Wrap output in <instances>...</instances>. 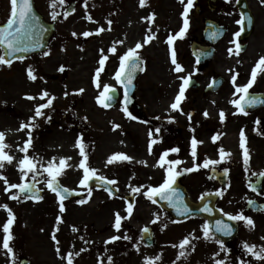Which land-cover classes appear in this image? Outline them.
Instances as JSON below:
<instances>
[{"label": "flooded vegetation", "instance_id": "af4514ba", "mask_svg": "<svg viewBox=\"0 0 264 264\" xmlns=\"http://www.w3.org/2000/svg\"><path fill=\"white\" fill-rule=\"evenodd\" d=\"M67 2L69 3V8L66 11L70 12L71 17H75L65 28L67 30L69 28L78 30L79 27H90L93 33L90 36L93 38L90 63L94 65L91 69V74H95V70L99 67L100 50L103 49L108 59L105 61L104 71L101 72L104 75L102 79L110 78L112 84L108 85L111 87L117 88L118 86L114 75L119 69V56L124 54L129 48H134L137 42L141 41L140 43L143 44L145 37L151 34L148 31L150 26L152 33H155V39L137 50L144 62L145 71L148 63L153 62L145 56L146 51L153 53L158 51L165 52V55L157 61L163 63L166 56L167 65L171 68L172 77L168 82H164L165 84L162 83L164 87L161 89L165 88L166 93L155 99V101L163 103L160 108V114L153 113L150 107L151 103L147 105L142 99L145 97L144 94L142 95V92H144L143 86L140 85V77L142 75L137 78L135 95L131 96L127 103L129 112L137 119H131L122 111L124 98L122 90H120L119 102L114 108L101 107V112L118 113L115 125H120V127L113 130V132L116 133L117 141L123 149L131 147L132 150L126 155L132 157L140 149L146 155L148 154L153 165L156 164L155 168L139 174L134 170H131L132 174H129V171L121 172L116 167L109 172L107 176L109 180H116L118 183H128L132 178L133 182H138L139 177L144 178L146 176L145 178H148L150 175L159 177V180L164 179L165 169L171 166L167 161L171 160L182 161L181 164L172 166L177 172L182 169L192 168L194 161L190 155V142L193 136L198 141L203 142L197 146L196 164L202 163L206 158L205 153L202 151L205 144L208 148L211 147L215 154L212 160H220L219 149L221 147L225 153H231L230 156H225L224 160L214 167H201L192 172L182 173L176 179V183L185 188L190 200L194 203L203 200L201 198H193L194 195L212 193L214 204L220 216L213 218L194 217L178 221L167 214L171 218L169 219L170 221L159 220L157 223H151L149 228L152 229L151 234L155 244L153 242L151 247H147L143 242L144 247L150 251L156 250L155 255L161 254L162 259L160 261L163 264H172L176 260L179 249L173 248L171 245L178 244L189 234H194L201 237L193 241L196 245L195 251H191L187 260L182 258L177 261V264H214L210 257L219 250V246L214 242L203 239L201 228L205 222L214 226L215 220L221 219L234 227L232 236H220V239L224 241L225 246L229 249L228 261H230V264H238V258L248 261V264H264V261H256L252 256L244 255L242 250L243 242L264 245V240H261V237L264 236V210H254L247 204V200L250 199L256 202L257 207L264 205V178L259 177V173L264 172V104L246 108L245 111L248 112V115H243L238 113L237 109L230 103L232 99H239L241 95L233 96L235 88L231 83V76L234 73H238L237 85H245L250 79L251 70L256 62L260 56H264V5L260 3V0H238V2L237 0H231V2H228V0H194L188 17L190 26L184 38H178L172 46L176 51L178 63L184 68L183 72L177 73L173 71L174 65L171 63V50L166 40L169 33L175 35L183 26L181 14L185 5L181 4L180 0L168 1V8L172 9L174 4L177 3L180 11L172 14L167 12V15H164L161 9V13L164 16L163 20H160L161 13L158 0H146L144 7H140L139 0H88V7L86 12L83 11V14L77 13V11L79 8L84 7V0H67ZM186 2L187 0H185V4ZM64 12L65 10H62L57 19L53 21L54 28L67 20L68 17L64 18ZM153 13L155 14V19L153 21L145 19L146 23L143 24L144 19L142 18H147ZM86 15H91L92 21L87 20L85 18ZM42 17L44 18L43 15ZM242 17H251V23L246 21L243 25L237 24V21ZM109 19L113 21L110 31L107 24ZM131 21L132 24H130ZM100 27L105 28V31L97 35L96 30ZM241 28H243L241 36L238 38L234 37V33L240 31ZM220 29H223L222 34H220ZM212 33H217L216 38H211ZM58 34L56 47H58L59 43L68 40L64 33L58 32ZM80 38L81 40L89 39L84 36ZM121 40L124 41L121 44L122 49L119 48V45H115L117 48L115 54L108 51L116 41ZM234 40L241 46L239 55L235 54L236 46L235 43H232ZM49 44L45 52L50 51ZM229 48L233 49L232 55L228 52ZM34 57L37 58L39 56L31 58ZM46 64H49L50 67L52 61L48 59ZM189 73L192 74V83L186 88V99L182 101L180 110H172L170 105L174 102V98L182 84L178 77ZM100 81L102 82V80ZM209 85H212V87H209ZM249 92L264 98V73L258 75ZM155 106L154 104L153 107ZM49 109L42 111L48 112ZM221 110H223L226 117L223 123L219 116ZM205 111L208 112L207 117L204 116ZM188 113H192L191 121L188 119ZM233 113L237 114L234 115ZM49 116L51 117L50 120L47 119ZM257 120L260 121L259 124L256 123ZM55 121L54 116L45 113L44 116L39 117L38 121L35 122L39 127H41V124L47 126L44 129V133L47 135L42 139L48 137L62 140L68 137L66 133L69 134L70 131L64 132V124L61 125L59 131L55 132L53 128ZM157 128L160 129L159 133L155 131ZM242 129L246 137L245 147L248 149L250 156L247 172L245 171L243 150L240 147V132ZM150 131L152 133L151 137L149 136ZM56 134H62V136H56ZM217 134L218 139L213 142L212 137ZM152 140H156V143L152 145L150 154L149 144ZM226 143L230 144V146L225 145ZM173 147H178L179 152L170 153L165 158L164 166H158L161 154ZM125 153L123 151L121 154ZM115 165L123 166L125 169L127 166H131V169L136 167L132 161L118 160L115 161ZM224 169H228L227 174H224ZM78 173H83V171ZM253 173L257 175H253ZM118 174L122 175V177H119ZM215 175L220 176L222 184L214 179ZM74 177L73 187L78 189V183L82 179L83 174L75 175ZM258 180L259 183L257 184ZM64 182L66 186L72 184L71 180H64ZM250 183L257 184L260 194L250 189ZM217 191H220L221 195H215ZM134 197L137 203L139 196L134 195ZM83 199H85L84 196ZM106 208L109 209L108 206ZM79 209L78 206L77 210L80 211ZM221 209L223 213L230 214H237L243 211L245 216L253 219L254 227L246 226L243 221H229L220 211ZM173 221L176 222L174 223ZM165 224H167L166 228L164 227ZM217 235L219 236V234ZM157 241H159L158 245ZM224 255L225 253L221 252L219 258H223Z\"/></svg>", "mask_w": 264, "mask_h": 264}, {"label": "rangeland", "instance_id": "374dc122", "mask_svg": "<svg viewBox=\"0 0 264 264\" xmlns=\"http://www.w3.org/2000/svg\"><path fill=\"white\" fill-rule=\"evenodd\" d=\"M168 1L170 0H158L160 13L161 9L164 15H167V12L172 14L180 11L177 3L174 4L172 9L168 8ZM35 5L44 18L53 23L49 0H35ZM68 6L69 3L66 0L65 6H57L55 10L60 13L62 10L66 11L69 8ZM9 8V0H0V22L6 21ZM83 11L86 12L85 7L79 8L77 13L83 14ZM162 13L160 20L164 18ZM74 17L69 14L63 24L56 26L57 32L54 36L55 40L49 46V55L44 56L42 54L37 58L15 61L11 67L0 65V131L5 132V143L11 145V149H6V151L14 157L11 164L5 162V168L3 169V174L7 177L9 183L28 182L31 176L29 174V177L22 181L17 168L18 160L24 156V153L18 151V146L23 147L24 142L28 139L27 128L22 131H17V129L20 128L21 122H29V118L35 114L37 105L46 103L47 98L44 100L39 99V95L43 90L48 91L50 96L56 97L48 112H44L56 119L53 124L55 132L59 131L61 125L64 124V132L69 130L70 133H66L68 137L62 140L48 137L42 139L47 135L44 133L47 126L41 124V127H34L32 129L33 144L29 148L28 155L30 157H41L45 166L53 158H56L54 163L58 166L59 158L71 157V160L66 161L71 167H66L64 173L58 177L63 185H66L64 180H71L72 184L67 187L73 190L74 176L83 174L78 173L82 171L79 168V163L83 157L79 155V148L75 147L77 138L81 135L88 156L87 164L90 168L97 170L96 175L98 176L106 178L109 172L116 167L121 172L129 171V174H132L131 170L139 174L155 168L156 164L153 165L148 154L146 155L140 149L137 150L136 155H132L131 161L136 166L134 169H131V166H127L125 169L123 166L115 165V161L112 164L106 163L113 154L123 153V151L127 154L132 149L130 146L128 149H123L117 141L116 133L113 132L118 113L101 112L102 106L97 103V97L103 91V85H111L112 80L110 78L103 80L104 75L101 74L100 80L102 82L99 80L101 87H96L94 83L95 74H91L94 65L90 63L93 38L90 36L86 40L80 38L83 36V32H91V29L90 27H79L78 30H75V28L67 30L65 27ZM145 23L144 19L143 24ZM130 24H132V21ZM58 32L64 33L68 40L59 43L56 47ZM73 32L77 35L73 36ZM115 45H119V48L122 49L121 44L115 43ZM0 54H3L1 50ZM163 55H165V52L153 53L146 51L145 56L153 62L148 63L145 73L140 77V85L144 89L142 95H145L142 99L147 105L151 103V110L155 114H160V108L163 106L161 101H155V99L166 93L165 88L161 89L164 87L162 83L168 82L172 77L171 68L168 67L165 59L166 56L163 63L157 61ZM48 59L52 61L50 67L49 64H46ZM28 65L34 68V74L37 76L35 81H31L27 77L26 69ZM62 65L65 67L64 72L59 71ZM40 77H43V79H40ZM81 88L84 89V92L78 93ZM65 92L68 93L67 96L64 95ZM27 95L37 98L28 100L25 98ZM154 104L155 107H153ZM38 118L34 123L38 121ZM106 120L108 121L106 122ZM56 136H62V134H56ZM225 145L230 146L228 143ZM202 151L205 153L206 158L212 159L215 156L211 147L208 148L206 144ZM37 167L39 168L40 165L38 164ZM118 176L122 177L120 174ZM145 177H139L138 182H133L132 178L128 183L117 182L113 187L119 189L120 194L118 197L106 195L96 188L92 189V196L88 198L87 191L82 188L80 190L86 192L85 199H87V203L80 205L76 201H64L66 209L64 213L59 212L58 198L47 189L46 184L41 186V189L45 191L42 200L31 201L21 198L18 202L9 199V195L17 190L12 189L11 192L5 193L4 181L0 180V205L8 204L15 215V221L11 226L13 239L10 241V246L13 248L15 255V264H19L20 260L24 258H27L30 264H66V254L69 251L78 252L81 248H85L87 251L82 252L79 256H74L73 264H100L98 257L103 264H107L108 256L113 258V264H145V258L155 257L156 250L150 251L143 246L141 230L145 226L150 227L151 221L155 219L156 215L160 216V221H170L169 219H171L162 209L143 195L148 186H158L163 182V179L159 180V177L152 175L148 178ZM39 178L46 179L47 174L45 173L44 176ZM131 187H141V192L131 193ZM128 195L139 196V198L131 217L122 221L121 230L117 232L113 227L115 213L119 212L121 216H127L125 211L127 204L124 198ZM201 196L202 194H196L193 198L199 199ZM78 206L80 211L77 210ZM57 216L62 218V223H59V225H57ZM7 219V212L0 208V264H13L12 259L2 246L4 237L2 226ZM57 226L59 231L56 232V236L60 241L59 247L61 256L65 257L64 259L57 255L55 242L51 239ZM73 226L78 229L77 232L72 231ZM125 232L132 237L131 241L121 239L112 243H105L114 235L122 237ZM80 237L90 241V243L85 244ZM133 244H138L140 250L137 251ZM158 244L159 241H157ZM93 247L100 249L99 252L91 257H81ZM109 247L118 248V250L109 249L107 251ZM120 247L121 249H119ZM156 264H163V262L158 261Z\"/></svg>", "mask_w": 264, "mask_h": 264}, {"label": "snow or ice", "instance_id": "6c2138e0", "mask_svg": "<svg viewBox=\"0 0 264 264\" xmlns=\"http://www.w3.org/2000/svg\"><path fill=\"white\" fill-rule=\"evenodd\" d=\"M228 2H231V0H228ZM238 2V0H237ZM66 0H49V8L52 9L50 15L51 19L55 21L57 17L60 15L55 9L57 6H65ZM181 4H184V9L181 14L183 19V26L179 30V32L175 33V35L169 33L167 36L166 43L169 45L171 50V63L174 65L173 71L179 73L183 72L184 68L183 66L178 63L177 61V55L175 49L172 47L175 40L183 39L189 26V12L190 9L193 6L194 0H187L185 4V0H180ZM260 3L264 5V0H260ZM10 8H9V15L6 19V21L2 22V26H0V50L3 51V54H0V65H7L8 67H11L13 58L18 59L20 61H23L26 59V56L24 54L34 51L37 48L43 47V44L40 42V39L38 36H42L44 32L47 31L45 26L40 22V17L35 13L34 11V2L33 0H9ZM146 4V0H139L140 7H144ZM84 7L87 9L88 7V0H84ZM74 10V9H73ZM70 14L69 11H65L63 13L64 18L66 19L68 15ZM85 18L89 21H92L91 15H86ZM142 19H148L149 21H153L155 19V14H151L147 18ZM251 23V17H242L240 20L237 21V24L243 25L245 22ZM94 22V21H93ZM113 21L111 19L107 20V24L109 26L108 30H111V25ZM105 28L100 27L96 30V34L99 35L100 33L104 32ZM150 35H147L143 41V44L140 42H137L134 46V48H129L124 54L119 56V69L115 72L114 79L123 86L124 89V98H123V107L122 111L131 119L135 120L137 117L133 116L127 107V103L130 99L129 97V88L132 86V81L135 78V74L137 71H144L143 67V60L140 57V54L137 50L141 49L144 45L151 42L153 39H155V33H152L151 26L148 29ZM220 34H222L223 29H220ZM243 28H241L240 31H237L234 33V37H240L242 34ZM73 36H76L77 33L73 32ZM82 35L87 38L91 35H93L92 32L85 31L82 33ZM217 33H212L211 38H216ZM124 41H116L115 43L123 44ZM115 43L112 47L108 49L109 52L115 54L117 52V48L115 47ZM232 43H235L236 46V55H239L240 51V44L236 43L235 40L232 41ZM101 58L99 59V67L96 69L95 77H94V83L96 84V87H101L99 83V77L101 72L104 71L105 61L108 59V56L104 54V50L101 49ZM228 52L230 55L233 54V49L229 48ZM203 54V53H202ZM44 56L49 55V52H44ZM239 63V61H238ZM60 72L65 71V67L62 65L59 68ZM232 71V70H230ZM27 77L31 81H35L37 79V76L34 74V68L31 65L27 66L26 69ZM264 73V56H260L258 61L256 62L255 66L251 70L250 79L248 82L243 85H237V77L238 73H234L231 76V83L233 87L235 88V92L233 93V96L235 97L237 94H241L239 96V99H232L230 103L237 109L238 113L243 115H248V112L245 111L246 108H253L258 106L259 104H264V98L257 96L255 94H252L249 92V89H251L254 85V83L257 80V77L259 74ZM40 79H43V77H40ZM178 79L182 81V84L179 87L178 94L174 98V102L170 105V108L172 110H180V105L185 97L186 88L192 83V74L189 73L185 76H179ZM209 87H212V85H209ZM84 89H79L78 93H83ZM116 89L111 87L110 85L104 84L103 85V91L100 93V95L97 97V103L104 107L108 108L111 106V104L117 99L116 95ZM65 96L68 95L67 92L64 93ZM28 100H34L37 97H34L32 95H27L25 97ZM47 98L46 103H41L35 107V114L33 117L29 118V122H21L20 128L17 129V131H22L25 128L28 129L27 136L28 139L24 142L23 147L18 146V151L24 153L23 158L18 160L17 168L21 174V180L24 181L26 177H29V174H31L28 182H21V183H9L6 176L3 174V169L5 168V162L8 164H11L14 160V157L6 151V149L10 150L11 145L5 143V132L0 131V180L4 181L5 193L11 192L12 189H16L17 191L15 193H12L9 195V199L20 201L21 198L27 200L32 199L34 201H40L43 199L41 195H39L40 189L37 188L38 183H45L46 187L55 193V195L58 198L59 203V212L64 213L65 212V205L64 200L71 195L79 194L76 193V191L69 190L68 188L62 186L59 182L58 177H60L64 173V169L66 167H71V165H68L66 161L71 160V157L67 158H59V165H55L54 161L56 158H53L52 161H49L47 163V166H45L43 159L41 157L32 156L30 157L28 155V151L30 146L33 144V138H32V129L34 127H37L34 123L36 118L42 117L45 115V113L42 111L43 109L50 108L53 104V101L56 99L55 96H50L48 91L43 90L41 94L39 95L40 100H44ZM182 111V110H181ZM234 115L237 113H233ZM188 119L191 121L192 113H188ZM204 116H208V112H204ZM220 120L223 123L225 121V113L223 110L219 113ZM48 120L51 119V117H47ZM86 119V118H85ZM159 119V117H157ZM171 122V121H170ZM257 124L260 123L259 120L256 121ZM120 125L113 126V130L116 128H119ZM157 133H159L160 129L157 128L155 130ZM194 131V130H193ZM152 133L149 132V136L151 137ZM218 139V134L213 135L212 140L213 142H216ZM240 147L243 150V157H244V165H245V171H248V165L250 156L248 153V149L245 147V133L242 129L240 132ZM83 137L78 136L75 147L79 148V155L83 157V159L79 163V168L83 169V177L79 181L78 186H83V188L87 191V197L90 198L92 196V188L89 187V181L92 179H95L99 182H101L105 186V190L109 192V195L111 196L112 190L107 187V185H116V180H105L103 176H97L96 175V169H92L88 166V156L85 151V145L83 144ZM156 143V140H152L149 144V153L151 154L152 145ZM191 150L190 155L193 157V167L182 169L180 172H177L174 170L175 165H179L182 163L180 160H171L167 161L170 167L165 169V177L163 179V182L158 186H148L147 190L143 192V195L151 201L153 204L157 203V200L155 197H159V200L164 201L167 203L169 208H172L176 211L178 215L184 216L189 215L191 213V209L188 207V205L184 202L182 193L179 191L178 188H174L173 185L176 183L177 176L181 175L182 173H188L192 172L194 170H198L199 168H209L210 166H216L218 163L224 160L225 156H230L231 153H225L224 149L221 147L219 149L220 154V160H212L205 158L204 161L200 164H196V158H197V146L198 144L203 143L202 141H198L195 136L191 139ZM179 148L173 147L169 150L164 151L161 156L159 157L158 166L163 167L165 158L169 156L170 153H178ZM131 161L132 157L126 155V154H113L110 156L107 160V164H112L114 161ZM146 163V162H145ZM40 165L38 168L37 165ZM228 169H224V174H227ZM47 174V178L44 180L38 179L39 177L44 176V174ZM253 175H257L256 173H253ZM260 178H264V172L259 173ZM259 183V180L257 181V184ZM257 184H249V187L252 191L257 192V194H260L257 188ZM116 191H119V189H116ZM141 187H131V193H140ZM206 195H212V193H205L200 198L204 199V196ZM215 195L219 196L221 195L220 191H217ZM77 204L83 205L87 203V199H80L76 201ZM247 204L249 207L253 208L254 210H264V205L256 206V202L254 200H247ZM133 203H128L126 212L127 216H121L119 212L115 213V220L113 227L114 229L119 232L122 227V221L126 220L131 217L133 213ZM0 208H3L7 214L8 219L6 223L2 226V231L4 233L3 237V248L7 251L8 256L12 259L13 264H15V255L13 252V248L10 246V241L13 239V235L11 233V226L13 225L15 221V215L12 211V209L9 207L8 204L0 205ZM201 212H207L209 214L212 213V209L208 206V204H205L202 208L199 209ZM223 213V210H220ZM224 216L227 217L229 221L234 222H245V225L248 227H254V221L251 217L245 216L243 211L237 213V214H230V213H223ZM160 220V216L156 215L155 219L151 221V223H157ZM174 223L176 221H173ZM59 223H62V218L60 216H57V225ZM164 227H167V224L164 225ZM163 230V229H162ZM59 231L58 226L54 229L51 239L55 242V251L58 256H60L62 259H64V256H61V249L59 247L60 241L57 239L56 232ZM73 232H77L78 229L73 226L72 227ZM201 231L203 233V239L206 241H211L216 243L219 246V250L213 253V255L210 257V259L213 260L214 264H230V261H228V252L229 249L225 246V243L222 239H220V236L229 237L232 236L234 232V227L230 223H225L224 220L217 219L215 220L214 226L209 225L208 222H205L202 225ZM219 234V236L217 235ZM147 235L149 239L151 238V230L145 226L141 230V239L144 238V236ZM201 237H198L194 234H189V236L184 237L178 244H173L171 247L178 248V254L176 256V260L172 262V264H177V261H180L182 258L183 260H187L188 256L191 254V251H195V243L193 241L200 239ZM81 240H84L83 237H80ZM127 240L131 241L132 237L129 236L126 232L121 237L119 235H114L109 238V240L105 241L106 244L112 243L118 240ZM261 240H264V236L261 237ZM84 243H90V241L84 240ZM133 247L139 251L138 244H133ZM242 250L244 255H250L252 256L256 261H264V245H256V244H249L248 242L242 243ZM87 251L85 248H81L78 252H72L69 251L66 254V264H73V257L79 256L82 252ZM221 252L225 253L223 258H219ZM162 259L161 254L156 255L155 257L151 258H145V264H156V262L160 261ZM98 261H100V264H103L102 260L98 257ZM107 264H113V258L111 256L107 257ZM238 264H248V261L238 258Z\"/></svg>", "mask_w": 264, "mask_h": 264}, {"label": "water", "instance_id": "95a60500", "mask_svg": "<svg viewBox=\"0 0 264 264\" xmlns=\"http://www.w3.org/2000/svg\"><path fill=\"white\" fill-rule=\"evenodd\" d=\"M33 2H34V0H33ZM34 11L38 15V13L36 12L35 8H34ZM40 22L47 29V31L44 32L42 34V36H38V38L40 39V42L43 44V47L37 48L34 51H30V52L24 54L26 57L42 52L44 50V48L47 46V43L49 41L48 39L50 38V36L52 35V33L54 31L52 26H50L49 24L45 23L43 21V19H41V17H40ZM13 60H15V58H13ZM134 81H135V79H133L132 86L128 90L129 94H131L132 91H133L132 89H133ZM114 103H115V101L111 104V106H113ZM214 178L217 179L218 182L222 183L221 178H219V176H214ZM89 187H95V188L98 187L99 189H104L105 190V186L101 182H99V181H97L95 179H92L89 182ZM107 187L112 190V193H113L112 195H117L118 194V191H116L111 185H107ZM173 187L179 189V191L182 193L184 202L192 210L189 215H184V216L178 215L174 209L168 207L166 202L159 200V197H155V199L157 200V205L158 206L162 207L164 210L169 212L171 214V216H174V218H176L177 220L183 221V219L191 218V217H194V216H201V217L206 216V217L212 218L215 215H217V212H216V210L214 208V204H213L214 203L213 197L204 198L203 201L201 203H199V204H194V203L192 204L190 202V200H189L188 194L186 193L185 189L182 186L181 187L173 186ZM39 195L43 196V193L40 191ZM76 196H79V195L74 194V195L68 196L66 199H72V198H75ZM127 200H128L129 203H133V205H134L133 198L129 197ZM207 201H210V203L213 204V205H208L212 209V213L211 214H209L207 212L199 211V209L202 208L207 203ZM143 239L146 241L147 245L150 246V245L153 244V239L152 238L149 239V237L147 235H145ZM21 264H28V261L26 259H24V260L21 261Z\"/></svg>", "mask_w": 264, "mask_h": 264}]
</instances>
